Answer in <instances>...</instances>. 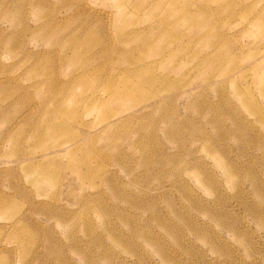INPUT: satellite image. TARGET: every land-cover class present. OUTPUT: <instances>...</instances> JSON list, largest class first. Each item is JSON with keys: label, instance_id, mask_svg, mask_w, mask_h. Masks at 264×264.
Returning a JSON list of instances; mask_svg holds the SVG:
<instances>
[{"label": "rangeland", "instance_id": "1", "mask_svg": "<svg viewBox=\"0 0 264 264\" xmlns=\"http://www.w3.org/2000/svg\"><path fill=\"white\" fill-rule=\"evenodd\" d=\"M0 264H264V0H0Z\"/></svg>", "mask_w": 264, "mask_h": 264}, {"label": "bare ground", "instance_id": "2", "mask_svg": "<svg viewBox=\"0 0 264 264\" xmlns=\"http://www.w3.org/2000/svg\"><path fill=\"white\" fill-rule=\"evenodd\" d=\"M185 15H186V14H185ZM186 16H187V15H186ZM187 18H188V17H187ZM187 18H186V19H187ZM189 20L191 21V18H190V17H189ZM135 32H136V31H135ZM131 34H132V33H131ZM140 38H142V37H140ZM123 80H124V79H123ZM150 81H151V80H150ZM108 82H109V81H108ZM124 82H125V81H124ZM124 82H123V83H124ZM123 83H122V84H123ZM110 85H111V84H110ZM114 86H115V85H114ZM118 86H119V85H118ZM118 86H115V87H118ZM123 86H124V84H123ZM106 87H107V86H106ZM123 88L125 89V87H123ZM120 89H121V88H120ZM117 90H118V89H117ZM119 91H120V90H119ZM121 93H122V92H121ZM97 99H98V98H97ZM98 100L101 101V98L98 99ZM100 104H101V103H100ZM96 105H97V104H95V106H96ZM102 105H103V104H102ZM100 106H101V105H100Z\"/></svg>", "mask_w": 264, "mask_h": 264}]
</instances>
